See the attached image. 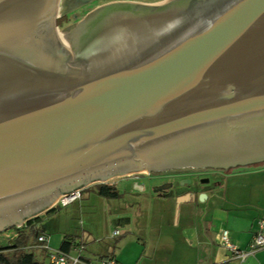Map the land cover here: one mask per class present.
Returning <instances> with one entry per match:
<instances>
[{
	"label": "water",
	"instance_id": "water-1",
	"mask_svg": "<svg viewBox=\"0 0 264 264\" xmlns=\"http://www.w3.org/2000/svg\"><path fill=\"white\" fill-rule=\"evenodd\" d=\"M58 4L0 0V231L94 181L264 161V0H110L67 33Z\"/></svg>",
	"mask_w": 264,
	"mask_h": 264
},
{
	"label": "rangeland",
	"instance_id": "rangeland-1",
	"mask_svg": "<svg viewBox=\"0 0 264 264\" xmlns=\"http://www.w3.org/2000/svg\"><path fill=\"white\" fill-rule=\"evenodd\" d=\"M106 1L110 0H59L57 30L61 32L63 28L72 26L86 12ZM60 36L62 33H59ZM182 170L187 172L188 168ZM153 173L155 172L150 174ZM206 177L209 178V182L205 184L204 191L209 193L212 189L211 184L215 181V194L218 195L215 201L218 203L226 196L230 197V194L236 196L235 199H238L236 202H240L241 199L240 203L250 201V198H264V161L228 167L219 174ZM160 181L161 179L150 177L142 170L113 176L101 182H91L82 186L79 198L66 205L59 204L53 212L46 215L39 227L46 230L67 229L75 231L78 235L85 230L96 237L117 243L116 253L122 255L126 262L129 261L128 264H192V249L188 241L184 240L186 232L170 223L171 218L175 220L177 216L172 192L185 184L182 183L183 179L175 178L173 187L168 188L166 193L159 197L149 187ZM97 183L113 184L118 195L108 197L98 194L95 191ZM163 186L164 183L158 187ZM58 196L59 194L49 207L57 204ZM197 200L206 201L200 195L197 196ZM178 201L179 198L175 197V203ZM157 223L160 226L156 227ZM13 227L15 226L9 228ZM115 229L118 230V234L113 236L112 232ZM9 234L8 232L0 234V243H5V238Z\"/></svg>",
	"mask_w": 264,
	"mask_h": 264
},
{
	"label": "crops",
	"instance_id": "crops-1",
	"mask_svg": "<svg viewBox=\"0 0 264 264\" xmlns=\"http://www.w3.org/2000/svg\"><path fill=\"white\" fill-rule=\"evenodd\" d=\"M177 178L183 179L182 183L185 185L177 187V190L172 192L173 205L177 207V216L175 220L171 218L170 223L186 232L184 240L188 241L192 249V264H264V248L254 251L243 261H239L219 242L220 230L227 229L231 242L240 249H247L257 230V221L264 218V198H250V201L240 203L241 199L240 202H236L238 201L235 199L236 196L230 194V197L226 196L221 203H218L215 201L218 195L215 194L216 188L213 184H211L212 189L209 193L204 191V186L208 183L207 177L202 180L203 185L200 186L194 180L186 181L185 178H189L186 174H181ZM156 186V184H151L149 189ZM155 190L159 193L154 192ZM154 191L152 192L159 197L162 196L160 189H154ZM201 192H206L204 198L208 203L197 200ZM175 197L179 198L176 203ZM155 225L160 226L158 223ZM39 229L46 235L47 245L50 248H59L65 234L73 235L75 238L70 243L71 247L68 252L75 254L77 252L75 245L82 244L84 247L80 254L87 264H100V260L107 256L114 257L118 264L129 262L116 253L117 243L96 237L85 230L78 235L75 231L67 229L46 230L40 227ZM43 264H48V257Z\"/></svg>",
	"mask_w": 264,
	"mask_h": 264
},
{
	"label": "trees",
	"instance_id": "trees-1",
	"mask_svg": "<svg viewBox=\"0 0 264 264\" xmlns=\"http://www.w3.org/2000/svg\"><path fill=\"white\" fill-rule=\"evenodd\" d=\"M95 191L103 196L116 197L118 195L113 184L97 183ZM59 205L52 206L43 214L30 217L19 227L6 228L0 231L10 233L5 243H0V264H43L48 257V250L39 245L37 236L40 233L39 223L44 215L53 212ZM75 237L65 234L60 250L68 251ZM76 246V245H75Z\"/></svg>",
	"mask_w": 264,
	"mask_h": 264
},
{
	"label": "built area",
	"instance_id": "built-area-1",
	"mask_svg": "<svg viewBox=\"0 0 264 264\" xmlns=\"http://www.w3.org/2000/svg\"><path fill=\"white\" fill-rule=\"evenodd\" d=\"M83 187H78L71 189L67 192H62L57 198V204L66 205L81 196V190ZM25 221L21 224L24 225ZM20 225V226H21ZM19 227V226H18ZM118 234V230L115 229L112 235ZM37 241L40 246L45 247L48 250V264H87L83 261L81 256V250L83 249L82 244L76 245V253H70L68 251L60 250L59 248H50L47 245V237L44 233H39L37 236ZM219 242L220 244L228 249L233 257L239 261H243L248 255L252 254L254 251L264 248V218L257 221V230L255 231L250 245L247 249L238 248L229 239L228 230L221 229L219 232ZM100 264H118L114 257L107 256L100 260Z\"/></svg>",
	"mask_w": 264,
	"mask_h": 264
},
{
	"label": "flooded vegetation",
	"instance_id": "flooded-vegetation-1",
	"mask_svg": "<svg viewBox=\"0 0 264 264\" xmlns=\"http://www.w3.org/2000/svg\"><path fill=\"white\" fill-rule=\"evenodd\" d=\"M131 1H133V0H131ZM75 23L72 24V26H69L67 28H63V30L61 32L62 33H67L68 31H70L74 27ZM55 25H56V18H55ZM222 171H224V170H221V169L216 170V169H209V168L206 169V170H204L202 168H195V169L194 168H188L187 172L183 171L182 169H168V170H163V171H160V172H157V173L155 172L153 174L149 173L148 175L150 177H155V178L161 179V181L156 184L157 186L155 188L151 189V191H154V189H158L159 188L158 186L160 184H162V183L167 185V183L170 182L171 185L168 188L173 187L174 179L177 178L178 176H180L181 174L188 175V177L191 180H194L200 186V185H203V181L202 180L205 179L207 175H216V174H219ZM208 182H209V178H208ZM212 184L214 185L215 181H213ZM168 188L163 187L162 189H160L161 194L166 193ZM154 192L159 193V191H156V190Z\"/></svg>",
	"mask_w": 264,
	"mask_h": 264
},
{
	"label": "bare ground",
	"instance_id": "bare-ground-1",
	"mask_svg": "<svg viewBox=\"0 0 264 264\" xmlns=\"http://www.w3.org/2000/svg\"><path fill=\"white\" fill-rule=\"evenodd\" d=\"M61 42L66 45V39L64 38L63 34L60 36Z\"/></svg>",
	"mask_w": 264,
	"mask_h": 264
}]
</instances>
